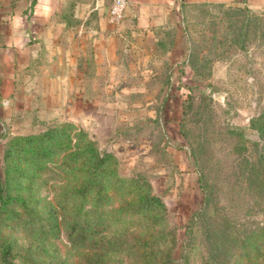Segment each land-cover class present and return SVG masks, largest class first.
<instances>
[{"label":"rangeland","instance_id":"rangeland-1","mask_svg":"<svg viewBox=\"0 0 264 264\" xmlns=\"http://www.w3.org/2000/svg\"><path fill=\"white\" fill-rule=\"evenodd\" d=\"M186 17L179 38L131 37L116 83L108 71L102 84L65 76L0 101V175L15 198L0 214L14 258L3 262L0 249V264H264V10L204 4ZM50 129L111 153L121 178L148 180L164 219L127 207L134 185L78 193L87 173L62 156L65 138L41 158L44 143L21 140ZM58 201L71 218L101 208L104 245L70 237L64 222L50 228L48 202Z\"/></svg>","mask_w":264,"mask_h":264},{"label":"crops","instance_id":"crops-1","mask_svg":"<svg viewBox=\"0 0 264 264\" xmlns=\"http://www.w3.org/2000/svg\"><path fill=\"white\" fill-rule=\"evenodd\" d=\"M111 1L0 0V101L11 100L21 86L60 84L65 76L102 84L108 71L107 83H116L114 71L123 50L132 51L131 37L179 38L186 12L196 6L264 10V0H128L123 18L113 24Z\"/></svg>","mask_w":264,"mask_h":264},{"label":"trees","instance_id":"trees-1","mask_svg":"<svg viewBox=\"0 0 264 264\" xmlns=\"http://www.w3.org/2000/svg\"><path fill=\"white\" fill-rule=\"evenodd\" d=\"M63 133H65L64 130L50 129L38 137L27 136L21 138V140L30 144L31 147H34L36 143H39L40 145L44 143V146H39L37 148L38 157L41 158L53 156L55 154L59 155V141L62 137L65 138L66 142L64 149L67 147L68 150H71L62 156H69L74 164L81 160L78 164V167L82 169L80 173H87V178L84 180H76L75 189L78 193L101 194L104 193L107 190V187H110L111 185L117 184L118 188H131L134 185V187L142 189L137 194L134 203L127 202V207H131L133 211L151 214L155 223L164 219V216L167 214V206L160 196L155 195L152 192V188L148 180L141 176L137 179L121 178L117 175L116 169L108 168L112 163H115L114 156L111 153H102L96 148L86 145L83 140H80L79 142L76 141V143L69 146L71 142L70 135ZM109 175H111L110 178ZM2 180L3 179L0 175V214L6 211L9 203L13 202L15 199L11 190L8 192L5 186L3 187ZM70 213L71 212H69L65 205L61 206L60 201H58V205L48 202V226L50 228H56L61 222H64L69 229L68 235L70 237H74L80 241L96 239L97 243H102V246L104 245L105 242H103L101 234L109 229V224L107 226L104 225V223L106 221L108 222V220L104 216L101 208L96 206L87 209H83V207H75L74 216L72 218L70 217ZM58 215L60 220H58ZM0 249L3 262H8L10 259L14 258V254L12 255L11 252V244L1 242ZM30 264L37 263L33 262ZM55 264L67 263L60 262ZM88 264L102 263L101 260L95 259L90 260Z\"/></svg>","mask_w":264,"mask_h":264},{"label":"built area","instance_id":"built-area-1","mask_svg":"<svg viewBox=\"0 0 264 264\" xmlns=\"http://www.w3.org/2000/svg\"><path fill=\"white\" fill-rule=\"evenodd\" d=\"M128 0H112L108 9L109 21L118 24L123 18Z\"/></svg>","mask_w":264,"mask_h":264}]
</instances>
